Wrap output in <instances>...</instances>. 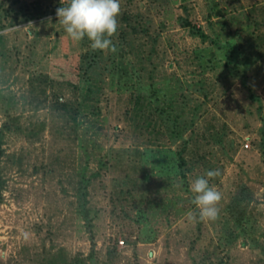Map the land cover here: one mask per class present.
Segmentation results:
<instances>
[{"label":"rangeland","instance_id":"rangeland-1","mask_svg":"<svg viewBox=\"0 0 264 264\" xmlns=\"http://www.w3.org/2000/svg\"><path fill=\"white\" fill-rule=\"evenodd\" d=\"M68 3L0 0V264H264V0H120L115 53Z\"/></svg>","mask_w":264,"mask_h":264},{"label":"clouds","instance_id":"clouds-1","mask_svg":"<svg viewBox=\"0 0 264 264\" xmlns=\"http://www.w3.org/2000/svg\"><path fill=\"white\" fill-rule=\"evenodd\" d=\"M120 12V0H69L67 6L57 8L56 16L72 41L79 43L86 38L93 51L115 53L117 49L112 37L118 30ZM219 174L218 169L208 170L191 182L192 203L196 211L186 213L189 219L194 220L197 215L200 220L217 218V205L222 197L209 181Z\"/></svg>","mask_w":264,"mask_h":264}]
</instances>
